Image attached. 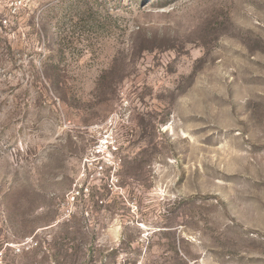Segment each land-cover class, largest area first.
<instances>
[{
	"label": "rangeland",
	"instance_id": "rangeland-1",
	"mask_svg": "<svg viewBox=\"0 0 264 264\" xmlns=\"http://www.w3.org/2000/svg\"><path fill=\"white\" fill-rule=\"evenodd\" d=\"M0 264H264V0H0Z\"/></svg>",
	"mask_w": 264,
	"mask_h": 264
}]
</instances>
